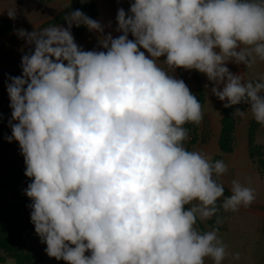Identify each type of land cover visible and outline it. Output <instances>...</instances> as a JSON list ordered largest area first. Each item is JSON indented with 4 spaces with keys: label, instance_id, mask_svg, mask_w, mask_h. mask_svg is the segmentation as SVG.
<instances>
[{
    "label": "clouds",
    "instance_id": "9594fccd",
    "mask_svg": "<svg viewBox=\"0 0 264 264\" xmlns=\"http://www.w3.org/2000/svg\"><path fill=\"white\" fill-rule=\"evenodd\" d=\"M127 2L115 36L111 21L80 9L66 26L14 30L27 51L21 75L7 77L5 139L19 144L31 180L30 221L46 254L66 264H223L230 253L218 229L197 222L249 207L255 190L233 180L225 196L227 164L185 146V125L203 111L175 72L204 74L225 108L246 105L264 126V76L227 67L264 61V0ZM81 26L98 34V48L76 42Z\"/></svg>",
    "mask_w": 264,
    "mask_h": 264
},
{
    "label": "crops",
    "instance_id": "0c3cea01",
    "mask_svg": "<svg viewBox=\"0 0 264 264\" xmlns=\"http://www.w3.org/2000/svg\"><path fill=\"white\" fill-rule=\"evenodd\" d=\"M75 3H94L97 9L95 19L104 24H107L105 18L108 16V11H111L114 6L129 8L127 0H121L120 3H117V0H0V20L9 19L15 29L23 28V26H17V23L20 24L23 21H33L36 25H40L54 18L63 7ZM31 6L36 8V16L29 10ZM9 10L16 11L15 19L9 18L7 12ZM41 14L43 16H40ZM26 15H29V19L25 18ZM115 28L116 24H112L111 28H106V31H112L114 36L118 35L119 33L115 32ZM14 35H16L15 32ZM77 43L85 50L98 48V34L86 29L80 35ZM23 50L20 51V56ZM13 57L14 54H11L8 62ZM161 59L163 60V58ZM158 63L160 62L158 61ZM161 67L166 68L163 64H161ZM227 67L233 73L242 74L245 80H253L264 76V61L258 58L250 67H246L243 64L237 65L232 62H229ZM11 75H21V71L13 72ZM175 75L177 78L183 79L186 82L192 93L199 89L204 99L202 104L203 120L189 133V140H192L193 144L188 147L187 140L185 146L189 150L201 151L207 156L219 157V153L222 152L218 148V142L222 129L223 105L226 101L222 102L211 94L210 89L212 84L204 74L195 70L187 71L177 69ZM4 77L0 75L1 80L7 79ZM205 84H208V89H205ZM9 103L6 89L1 87L0 104L7 110L3 118V126L7 136L11 135V129L8 127ZM239 108L242 109V107ZM242 112L243 114L236 113L234 117L233 152L231 154H224V158H216L213 162L215 160H223L226 162L229 158L235 160L238 156H241L242 158H246L251 164L247 152V133L250 124L254 120L248 108L244 111L242 110ZM254 143L258 147H264L263 128L256 129ZM23 169H25V163L23 156L20 154L19 144L15 141L9 143L7 140L0 143V175L18 172L24 174L25 171H21ZM233 180H238L243 186L253 188L256 199L249 207L245 208L241 206L239 211H228L226 214L221 228L218 230L219 238L228 246V252L230 253L223 261V264H264V175L259 171H227L218 178V182L222 183L225 188L226 196L231 195L230 188ZM210 220L204 221V223L206 222L209 226ZM45 248L46 244L41 242L40 237L33 230L32 235L25 243V252L44 259L37 264H66L63 260L58 261L55 258H50L46 254ZM236 253H239L238 260L233 258ZM0 264H15V262L11 259H6ZM206 264H214V262L211 259H207Z\"/></svg>",
    "mask_w": 264,
    "mask_h": 264
},
{
    "label": "trees",
    "instance_id": "16d2710c",
    "mask_svg": "<svg viewBox=\"0 0 264 264\" xmlns=\"http://www.w3.org/2000/svg\"><path fill=\"white\" fill-rule=\"evenodd\" d=\"M75 9L82 10L93 19L97 16V9L94 3H75L63 7L54 18L40 24L37 30L55 24L66 25L64 21L65 15ZM86 29L87 28L84 26L79 28L73 27L72 32L76 42ZM14 30L15 28L9 19L0 20V62H6L9 56L16 50L18 43L14 35ZM25 51H27V48L22 51L21 56ZM2 85L3 82L0 81V87ZM193 94L197 96L202 105L204 99L200 90L197 89ZM235 107H242L243 111L248 108L243 104L234 106L233 108L224 107L222 111L221 136L218 142V148L223 154H231L233 152V134L235 130L234 117L236 115ZM6 111V108L0 104V115H2V119H0V143L6 141L5 137L7 136L3 126V118ZM195 126V124L185 125L189 133ZM257 128L264 129V126L253 121L248 128L247 152L253 167H256L259 172L264 175V147H258L254 143L255 131ZM22 175V172L0 175V263H3L6 259L13 260L15 264H37L44 260L43 258L25 252V243L32 235L34 225L30 221V208L28 207L31 201L24 194V190L27 185L31 183V180L28 177L22 178ZM19 178L23 179V182L21 188L15 192V195L18 199L24 201L20 210L16 205H3L1 202L3 191L10 186L13 180H18ZM224 194L226 196V191ZM222 200L223 199L217 204L220 205ZM227 213L228 211L225 212L223 208H220L216 216L212 217L209 221L210 228L220 230L221 224ZM217 220H219L220 223H217ZM197 223H199V220Z\"/></svg>",
    "mask_w": 264,
    "mask_h": 264
},
{
    "label": "rangeland",
    "instance_id": "374dc122",
    "mask_svg": "<svg viewBox=\"0 0 264 264\" xmlns=\"http://www.w3.org/2000/svg\"><path fill=\"white\" fill-rule=\"evenodd\" d=\"M39 2V1H37ZM121 7V6H114L112 8L111 11H108V16H106L105 18V22L108 23L109 21L112 22V24H116V13H117V9ZM126 11L127 8L123 7ZM30 11H32V13L35 15L37 14L36 12V8L31 6L29 8ZM105 12V11H104ZM36 16V15H35ZM40 16H43V14H41ZM26 19H29V15H26L25 17ZM38 19V18H37ZM23 26V29L27 30L28 32H31L34 30V27L37 29L39 25H36V23L32 22H26L23 21L22 23H17V26ZM16 40H17V47L16 50L14 51V57L12 58V60L10 62L9 59L6 62H0V75L5 76L4 78H7L9 75H11L13 72L16 73V71H21V56H20V51L23 50L25 48V42L24 40L18 38L17 35H15ZM1 82H3V85L1 87H4V89H6L5 85L7 83V79L6 80H1ZM0 87V88H1ZM7 92V91H6ZM11 117V109L9 108V117L8 119H10ZM193 144L192 140H188L187 141V146L189 147L190 145ZM4 149V148H3ZM219 157L215 156L213 157L212 155L207 156L211 162H213L214 159H220V158H224V154L219 153L218 155ZM233 158H229L228 160H226V164L228 166V170L227 171H259L256 167H253L252 164H250L246 158H242L241 156H238L235 160H232ZM21 171H25V169L21 170ZM22 178L26 177L24 174L21 176ZM22 182L23 179H18V180H13L10 184V186L3 191L2 193V204L3 205H16L17 208L20 210L22 205L24 204V201L18 199L15 195V192L21 188L22 186ZM223 199V198H221ZM220 201H218L217 203H219ZM197 229L200 231H208V230H212L210 228V226L207 225V223L204 221H200L199 223H197L196 225ZM219 235V234H218Z\"/></svg>",
    "mask_w": 264,
    "mask_h": 264
},
{
    "label": "built area",
    "instance_id": "2783aa9c",
    "mask_svg": "<svg viewBox=\"0 0 264 264\" xmlns=\"http://www.w3.org/2000/svg\"><path fill=\"white\" fill-rule=\"evenodd\" d=\"M129 38H132V37L130 36ZM215 161H217V160H215ZM215 161H214V162H215ZM214 162H213V163H214Z\"/></svg>",
    "mask_w": 264,
    "mask_h": 264
}]
</instances>
